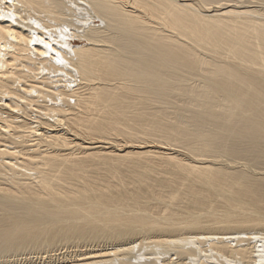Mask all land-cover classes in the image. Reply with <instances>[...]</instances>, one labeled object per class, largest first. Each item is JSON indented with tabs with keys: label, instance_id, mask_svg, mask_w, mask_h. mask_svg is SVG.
<instances>
[{
	"label": "bare ground",
	"instance_id": "obj_1",
	"mask_svg": "<svg viewBox=\"0 0 264 264\" xmlns=\"http://www.w3.org/2000/svg\"><path fill=\"white\" fill-rule=\"evenodd\" d=\"M0 264H264V0H0Z\"/></svg>",
	"mask_w": 264,
	"mask_h": 264
}]
</instances>
